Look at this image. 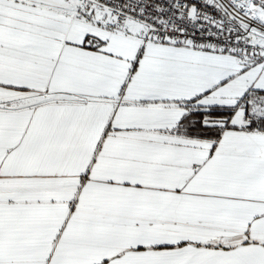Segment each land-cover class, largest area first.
<instances>
[{"label": "snow or ice", "instance_id": "1", "mask_svg": "<svg viewBox=\"0 0 264 264\" xmlns=\"http://www.w3.org/2000/svg\"><path fill=\"white\" fill-rule=\"evenodd\" d=\"M0 264H264V0H0Z\"/></svg>", "mask_w": 264, "mask_h": 264}]
</instances>
